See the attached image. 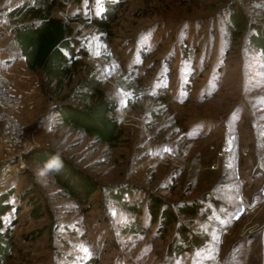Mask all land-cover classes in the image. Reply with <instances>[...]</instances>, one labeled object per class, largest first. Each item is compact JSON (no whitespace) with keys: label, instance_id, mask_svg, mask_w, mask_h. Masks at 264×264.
<instances>
[{"label":"rangeland","instance_id":"obj_1","mask_svg":"<svg viewBox=\"0 0 264 264\" xmlns=\"http://www.w3.org/2000/svg\"><path fill=\"white\" fill-rule=\"evenodd\" d=\"M33 1L0 0V39L15 55L9 12ZM57 1L51 14L85 54L51 97L27 68L20 84L11 79L24 144L14 162L0 141L10 169L0 168V192L12 189L14 205L1 216L12 243L2 264H264V51L249 42L254 31L264 36V0ZM84 76L99 90L83 106L69 103L116 105L109 145L58 124L51 110ZM35 148L59 154L90 193L74 174L40 176ZM150 197L172 212L170 224L148 220ZM193 202L197 214L178 213ZM135 217L144 232L129 228Z\"/></svg>","mask_w":264,"mask_h":264},{"label":"trees","instance_id":"obj_2","mask_svg":"<svg viewBox=\"0 0 264 264\" xmlns=\"http://www.w3.org/2000/svg\"><path fill=\"white\" fill-rule=\"evenodd\" d=\"M56 5H58L57 0H35L32 3L16 5L9 12V16L11 17V26L9 28L11 34L10 40L15 45L18 55L23 58L25 68L36 74L39 89L46 97H51L52 94L60 92L62 88L61 84L65 79H69L75 74L76 68L80 65V59L85 54L84 49L79 47L77 41L71 36L69 24L51 14L52 9ZM109 12L108 10L104 11L105 15H109ZM233 14L234 12L231 15ZM95 22L98 25H103V21L99 19ZM235 23V21H232L229 27L234 26ZM249 42L264 51V36L262 32L254 31V34L250 35ZM98 90L99 85L97 80L93 77L84 76L80 78L71 92L72 98L69 97L68 102L53 106L51 110L54 112V118L58 124L62 123L71 126L73 129L90 136L94 141L109 145L118 138L117 122L111 116L116 105L113 102L110 103L105 100H101L88 108L78 107L69 103L71 100L77 99L81 101L80 105L83 106L86 100L91 98ZM33 152L37 153L33 159L42 168L45 161L57 154L47 148H35ZM23 156L25 159L28 157V154ZM2 164L0 168H2ZM48 174L60 177L62 174L69 175L74 174V172L64 161L62 171ZM76 175L74 174V178L77 179ZM65 180L61 181L64 183L66 182ZM76 185L77 187L84 188L85 194L90 193L93 188L81 176L78 177ZM12 194V189L0 192V264L10 257L12 250L9 235L10 227L3 224L1 219V216L14 206L10 201ZM108 194L112 198L116 197L113 193L109 192ZM118 204L124 205L129 213L140 214L139 205L137 204L122 203L121 201ZM145 207L147 218L150 222H157L159 226L172 222V212L166 208L160 209V201L156 197L146 199ZM201 208V205L193 202L179 206L177 210L178 213L182 212L183 214L193 215L197 214ZM133 221L135 222L129 228L139 232L146 230L141 227L142 225L138 222V217H135ZM177 237L182 242L187 241L189 239L188 230L179 228ZM180 249V246H176L172 250L177 253Z\"/></svg>","mask_w":264,"mask_h":264},{"label":"built area","instance_id":"obj_3","mask_svg":"<svg viewBox=\"0 0 264 264\" xmlns=\"http://www.w3.org/2000/svg\"><path fill=\"white\" fill-rule=\"evenodd\" d=\"M7 24L8 22L3 20L1 30L5 31ZM5 64V59L0 54V141L6 148L15 151L12 158L19 160L24 144V126L17 119L16 112L21 104V98L11 92V81L2 72ZM9 170L8 166L3 165L1 174Z\"/></svg>","mask_w":264,"mask_h":264},{"label":"crops","instance_id":"obj_4","mask_svg":"<svg viewBox=\"0 0 264 264\" xmlns=\"http://www.w3.org/2000/svg\"><path fill=\"white\" fill-rule=\"evenodd\" d=\"M3 39H0V54L2 57L5 59V66L3 67L2 72L9 77L11 81V92L15 94H19L18 89L14 88V85L12 83V80H15L20 84L24 77L25 74L28 73V70L25 68L24 63H23V58L19 55H15V52L8 51L5 48ZM6 44V42H5ZM11 60V61H9ZM13 77V78H12ZM25 80V79H24Z\"/></svg>","mask_w":264,"mask_h":264},{"label":"clouds","instance_id":"obj_5","mask_svg":"<svg viewBox=\"0 0 264 264\" xmlns=\"http://www.w3.org/2000/svg\"><path fill=\"white\" fill-rule=\"evenodd\" d=\"M64 168V161L59 154L53 155L50 159L45 161L43 169L39 175L44 176L48 173H59Z\"/></svg>","mask_w":264,"mask_h":264}]
</instances>
